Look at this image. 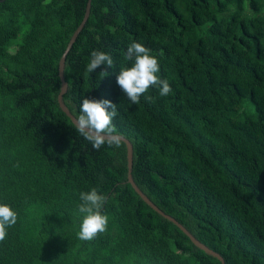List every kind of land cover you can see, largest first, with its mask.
I'll return each mask as SVG.
<instances>
[{
    "label": "trees",
    "instance_id": "trees-1",
    "mask_svg": "<svg viewBox=\"0 0 264 264\" xmlns=\"http://www.w3.org/2000/svg\"><path fill=\"white\" fill-rule=\"evenodd\" d=\"M85 1L0 0V202L19 216L0 264H221L133 189L123 140L94 150L59 106L58 58ZM133 41L172 89L151 88L154 102L116 84ZM93 50L113 67L88 73ZM63 78L75 117L84 97L116 104L132 178L159 208L225 264H264V0H90ZM92 187L109 223L84 242L77 204Z\"/></svg>",
    "mask_w": 264,
    "mask_h": 264
},
{
    "label": "clouds",
    "instance_id": "clouds-1",
    "mask_svg": "<svg viewBox=\"0 0 264 264\" xmlns=\"http://www.w3.org/2000/svg\"><path fill=\"white\" fill-rule=\"evenodd\" d=\"M90 56V61L86 65L88 73L94 72L102 65L113 67V59L108 53L93 50ZM125 60L132 63L130 66L122 65L116 73L115 80L120 90L133 104H138L141 96H144L147 102H154L155 98L148 95L151 88H157L161 97L171 93L168 81L161 79L159 75L158 58L142 43L133 41L129 44ZM107 75L106 71L99 73L101 78ZM116 116V104L110 100L84 97L80 105V114L74 120L75 129L94 150H100L105 144L118 148L121 137L113 124ZM107 200L108 197L100 193L96 187L79 193L80 202L77 209L80 216L76 233L79 240L90 242L106 232L109 217L102 209ZM18 219L17 211L10 204L0 202V242L7 239L9 229L17 224Z\"/></svg>",
    "mask_w": 264,
    "mask_h": 264
},
{
    "label": "water",
    "instance_id": "water-1",
    "mask_svg": "<svg viewBox=\"0 0 264 264\" xmlns=\"http://www.w3.org/2000/svg\"><path fill=\"white\" fill-rule=\"evenodd\" d=\"M89 7H90V0H86L85 1V5H84V12L83 15L80 19V21L78 22V24L76 25V27L73 29L72 33L70 34L63 51L61 52L59 58H58V75L60 78V88L59 91L57 93V101L59 106L61 107V109L68 115V117L70 118V120L74 123L75 120V116L71 113V111L68 109L67 105L64 103L63 99H62V93L65 91L66 89V85L67 82L65 81V79L63 78V63H64V57L66 54V51L68 50V48L70 47L71 43L73 42L76 34L78 33V31L80 30V28L82 27L83 23L85 22L88 12H89ZM119 134V133H118ZM121 137V140H123L125 142V146H126V164H127V170H126V179L127 181L131 184V186L133 187V189L140 195V197L147 202L152 208H154L157 212H159L160 214H162L163 216H165L166 218L172 220L174 223H176L187 235L188 237L191 239V241L196 244L197 246H199L200 248H202L204 251L215 255L221 262V264H225L223 257L214 249L210 248L209 246H207L206 244H204L203 242H201L198 238H196L183 224H181L175 217H173L172 215L164 212L161 208H159L140 188L139 186L134 182L132 175H131V162H132V147H131V142L129 141V139L127 137H125L122 134H119Z\"/></svg>",
    "mask_w": 264,
    "mask_h": 264
}]
</instances>
